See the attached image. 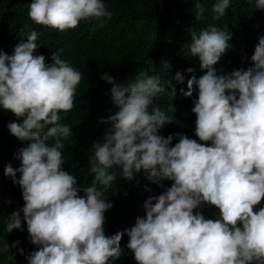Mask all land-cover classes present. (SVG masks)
Segmentation results:
<instances>
[{"label": "clouds", "instance_id": "1", "mask_svg": "<svg viewBox=\"0 0 264 264\" xmlns=\"http://www.w3.org/2000/svg\"><path fill=\"white\" fill-rule=\"evenodd\" d=\"M231 3L215 0L212 19L224 17ZM254 7L264 10V0H254ZM195 8L196 19L203 18V5ZM112 15L104 0H31L28 6L34 24L60 32L82 21L102 28ZM231 39V32L215 25L190 35L189 54L198 58L203 74L192 75L180 94L196 93L191 111L198 140L159 134L173 121L155 103L161 95L176 97L170 81L139 72L124 86L101 75L111 85L116 111L100 121L107 128L88 154L87 186L64 170V141L73 132L61 123V113L74 107L82 73L61 58L62 49L52 52L51 64L34 55L35 30L28 29L11 55L0 51V109L16 117L7 129L26 144L14 154L20 166L4 168L24 202L6 216L4 230H23L22 220L26 224L36 246L27 264H115L124 254L125 235L136 264H264V207H257L264 200V36L251 67L218 74L214 66L230 50ZM174 79L185 82L179 72ZM141 172L153 184L171 186L145 201L144 215L132 227L106 235L105 213L114 207L109 190L118 176L131 182ZM205 206L216 210L214 219L201 213ZM9 251L4 242L0 253Z\"/></svg>", "mask_w": 264, "mask_h": 264}, {"label": "trees", "instance_id": "2", "mask_svg": "<svg viewBox=\"0 0 264 264\" xmlns=\"http://www.w3.org/2000/svg\"><path fill=\"white\" fill-rule=\"evenodd\" d=\"M104 2L113 13L104 27L82 21L75 29L60 32L30 20L28 6L31 0H0V51L11 55L14 47L26 37L28 29L35 30L39 33V47L34 55L45 56L46 63L51 64L52 52L62 49L61 58L82 73L74 107L66 114L61 113V123L68 124L73 132V136L64 141V170L73 173L81 186H87L92 179L88 172V154L92 144L102 139L107 128L100 121L116 111L108 95L111 85L101 80V75L109 74L124 86L139 72L156 74L163 82L170 81L177 90L176 97L170 101L161 95L155 103L172 115L173 121L159 134L165 137L183 134L198 140L194 135L196 118L191 111L196 93L191 98L180 94L181 88L187 91V80L192 75L198 78L203 74L198 58L189 54L191 32L215 25L232 33L230 50L214 66L218 74L251 67L258 38L264 36V10L255 9L254 0H232L226 15L219 20H213L210 14L215 0ZM198 3L205 8L203 18L199 20L195 8ZM189 68L193 69L191 74L187 72ZM178 72L184 76V84L176 83L174 77ZM13 121L16 117L11 112L0 109V248L4 242L10 248L9 252L0 253V264H27L25 257L35 251L36 246L28 240L26 224L22 220L23 230L14 229L11 233L4 230L6 216L22 208L24 203L19 186L4 176L7 164L11 163L14 168L20 166L14 154L26 146L9 133L7 124ZM177 142L174 139L173 146ZM119 179L118 176L117 185L114 184L108 193L114 205L105 213L104 229L108 236L132 227L136 218L144 215L145 201L171 186L168 181L153 184L143 172L131 182ZM257 207H264V200ZM199 210L206 218H215L214 208L205 206ZM16 242L18 244L13 248ZM127 243L125 235L121 239L124 254L115 264H136L126 248ZM21 249L24 255L20 254Z\"/></svg>", "mask_w": 264, "mask_h": 264}]
</instances>
